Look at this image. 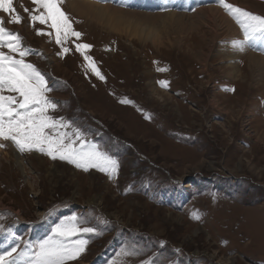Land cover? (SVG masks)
Wrapping results in <instances>:
<instances>
[{"label":"rangeland","instance_id":"1","mask_svg":"<svg viewBox=\"0 0 264 264\" xmlns=\"http://www.w3.org/2000/svg\"><path fill=\"white\" fill-rule=\"evenodd\" d=\"M70 1L62 7L83 35L66 41L68 53L54 30L30 23L33 0H13L20 24L8 23L9 14L0 17L31 50L26 61L53 87L48 95L60 103L50 114L72 124L66 131L79 128L88 142L115 154L119 172L115 179L85 172L4 142L0 252L30 246L25 259H33L40 242L55 238L57 225L77 216L96 233L73 237L89 242L69 264H264L261 41L248 47L259 56L254 61L236 51L232 42L244 37L243 29L217 0L237 32L189 5L177 7L181 0L161 11L115 5L137 14L116 29L107 19L79 15ZM228 2L264 16V0ZM39 29L53 34L38 35ZM78 43L92 45L88 54L104 80L87 67ZM130 247L139 254L122 256Z\"/></svg>","mask_w":264,"mask_h":264},{"label":"snow or ice","instance_id":"2","mask_svg":"<svg viewBox=\"0 0 264 264\" xmlns=\"http://www.w3.org/2000/svg\"><path fill=\"white\" fill-rule=\"evenodd\" d=\"M64 2L65 0H33L37 7L30 13L29 19L33 26L38 22L54 30L56 44L62 46L63 53H68L69 48L63 47L66 41L71 37L80 38L83 34L75 30L73 21L62 7ZM217 2L238 20L243 29V39L232 42L236 51L243 52L257 41L264 42V16L235 6L228 0ZM0 12L9 14L8 23L22 22L13 0H0ZM5 25V19L0 17V148L6 147L4 142H10L21 154L35 151L53 160L66 161L85 172L95 169L115 179L120 168L118 157L100 144L88 142L79 128L71 133L66 131L65 129L72 128V124L50 114L60 103L48 95L54 90L53 87L49 86L45 75L34 64L26 61L31 50L24 46L19 33L12 32ZM37 34L51 36L53 33H45L43 29H39ZM75 47L83 55L87 67L99 79L104 80L105 76L94 58L88 54L92 45L78 43ZM260 50L264 51V46ZM160 85L167 87V82L161 81ZM6 92L16 95H6ZM80 224V218L72 216L65 223L57 225L55 238L50 237L40 242L37 250L32 253L33 259H25L31 251L30 246L28 250L18 251L17 244L0 252V264H69L81 256L89 242L73 237L96 233L95 228L81 227ZM138 254L139 250L134 247L126 248L121 253L124 257Z\"/></svg>","mask_w":264,"mask_h":264},{"label":"bare ground","instance_id":"3","mask_svg":"<svg viewBox=\"0 0 264 264\" xmlns=\"http://www.w3.org/2000/svg\"><path fill=\"white\" fill-rule=\"evenodd\" d=\"M114 1V0H113ZM113 1H108L106 0V2H102L99 0H71L70 1V6L71 9L74 10L75 12H77L79 15H85V16H90L91 18H94L96 20H105L107 19L110 26L113 27L114 29H116L117 27H121V25L124 23H126V19H124L126 16L129 17H136L135 15L136 12L132 11L128 14V13H124L125 10L124 9H118L116 8L115 5H119V6H134V5H143V6H147L148 8L150 7H157V6H161V10H165L168 8L172 7V3L174 4L176 0H115V2ZM180 1V0H178ZM184 2L183 4L181 2ZM213 0H181V2L177 3V7L179 6L181 9H186V7H181V5H189L192 8H196V10L194 11L197 14H202V15H209L210 18L215 19H219L220 21L226 23V25L232 30L235 31V26L233 24V22L222 12V9H220V7L217 4H214L212 2ZM108 2V3H107ZM129 3V4H126ZM181 4V5H180ZM194 7H193V6ZM69 6V5H68ZM170 6V7H169ZM264 6V5H263ZM176 7V8H177ZM248 7V6H247ZM251 8V7H250ZM254 10V8H251ZM188 9H186L187 11ZM260 11V9H259ZM258 11V12H259ZM167 12V11H166ZM179 12V11H178ZM161 13V12H160ZM260 13V12H259ZM166 15L172 17V16H177L176 13H172V12H168L165 13ZM181 14V13H178ZM184 16V15H182ZM181 15L179 17H182ZM158 17V16H157ZM162 17V16H161ZM200 17V16H199ZM146 18V17H144ZM153 18V17H152ZM160 18V17H159ZM185 18V17H184ZM181 19V18H180ZM148 20V19H147ZM170 20V19H169ZM173 21V18L171 19ZM130 20L128 21L127 24H129ZM175 22V21H174ZM173 22V23H174ZM178 22V21H177ZM200 23V21H198ZM206 22V21H205ZM204 22V23H205ZM216 22V21H215ZM183 23V22H182ZM211 23V22H210ZM125 24V25H127ZM201 24V23H200ZM221 24V22H220ZM138 25V24H137ZM185 25V24H184ZM195 25V23H194ZM217 25V23H216ZM225 25V26H226ZM146 26V25H144ZM143 26V27H144ZM187 26V25H186ZM221 26V25H219ZM137 27V26H136ZM141 27V26H140ZM199 27V26H198ZM213 27V26H212ZM222 27V26H221ZM228 28V29H229ZM144 29V28H143ZM147 29V28H146ZM218 29V28H217ZM123 30V28L121 29ZM222 30V28H221ZM217 31V30H216ZM237 32V30H236ZM138 33V32H136ZM218 33H216L217 36ZM239 36V35H238ZM243 38H241V36L238 37V40H241ZM156 43V42H155ZM260 45L264 46V42H260ZM245 53L249 52L251 61H254L256 59H258V55L256 53H254V51H252L251 49L247 48L244 50ZM244 55V54H243ZM245 56V55H244ZM249 57V56H248ZM247 58V57H246ZM261 59V58H260ZM250 61V60H249ZM250 61V62H251ZM256 62V61H255ZM263 62V61H262ZM252 63V62H251ZM259 64V63H258ZM261 64V62H260ZM263 65V64H262ZM264 67V66H263ZM260 68V66H259ZM262 68V67H261ZM0 152L2 151V148H0ZM16 153V152H15ZM18 153V152H17ZM19 154V153H18ZM5 155L7 156L8 153H5ZM18 159V162L21 163L19 156L16 157ZM22 160V159H21Z\"/></svg>","mask_w":264,"mask_h":264}]
</instances>
